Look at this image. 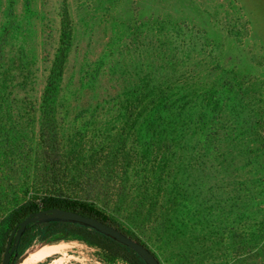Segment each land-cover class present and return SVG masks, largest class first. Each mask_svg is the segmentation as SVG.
<instances>
[{"label":"rangeland","instance_id":"rangeland-1","mask_svg":"<svg viewBox=\"0 0 264 264\" xmlns=\"http://www.w3.org/2000/svg\"><path fill=\"white\" fill-rule=\"evenodd\" d=\"M56 60L61 75L44 147L40 104ZM208 90L220 97L212 124L241 110L243 130L264 151V0H0V264L13 213L44 197L112 215L161 264H264V204L249 200L257 174L243 154H209L230 161L214 168L226 179L212 187L198 171L180 174L201 148L218 146L193 127ZM158 162L162 168L149 167ZM152 172L167 173L172 194L181 178L183 210L211 205L216 214L229 210L231 222L202 217L174 234L166 230L178 225L142 219L158 206L139 198ZM54 244L65 245L62 264H103L98 248L73 235L34 239L14 264Z\"/></svg>","mask_w":264,"mask_h":264},{"label":"trees","instance_id":"trees-1","mask_svg":"<svg viewBox=\"0 0 264 264\" xmlns=\"http://www.w3.org/2000/svg\"><path fill=\"white\" fill-rule=\"evenodd\" d=\"M60 62L56 60L54 62L52 69L48 75L46 87L42 94L41 104H40V112L42 117L41 123V137L44 147L51 146V142L49 140V124L52 121L54 114V105L55 99L58 90V82L60 78ZM207 90V89H206ZM219 101L220 97L216 95L215 92L209 91L204 93L199 97L200 107H204L203 112H199L195 116V121H193V127L196 130L197 135L202 136L203 140H217L219 141L218 146H213L209 148L208 146L200 149V160L197 164L191 165H182V169L180 174H184L187 172H197L199 175V180L202 183H210V187H212L213 182H219L220 180H225L226 176H221V179L215 176L217 170L214 171V168L219 167L220 169H227L230 165V161L226 158L222 160H208L206 159L209 154H223L224 152H228L229 150H234L237 153H242L243 158H245L244 165H250V170L253 173H256L257 176L253 179L255 183V187L250 190L249 200H255V204L257 206L264 204V164H263V155L264 151L261 149L262 144L255 146L256 138L250 134L243 127L247 126L246 119L242 118V111H239V115L237 118L225 119L224 124L221 127H217L212 124L213 117L210 116V113L216 112L219 109ZM191 104L196 105L197 101H190ZM199 105V103H198ZM192 114V113H191ZM237 123L239 127H234L233 123ZM248 127V126H247ZM192 134V133H191ZM247 137V138H246ZM200 138V137H198ZM248 139V140H247ZM254 145V146H253ZM147 165V164H146ZM198 166V167H197ZM151 169L162 168L160 162L156 164H150ZM177 171V169H176ZM168 182V175L161 173H150L146 176L141 184L143 186L142 191L140 193L139 198L141 201H150L153 205L158 204L157 207L150 206L145 209L142 219L146 221L155 222L162 225H178L176 228L168 229L166 231H172L174 234L184 232V229L181 228L185 223H202L199 222L204 217L209 224L216 223H229L231 221L227 220V217L231 214L229 210L221 209L216 214L215 208L210 205L208 208H190L184 209L183 206L179 203L183 195L181 191L177 187L182 183L181 178L179 176L175 177L174 184L175 189L173 194L169 193L165 190V186ZM154 186L156 191H152ZM222 197V194H220ZM229 191H224L223 199L224 202L230 201ZM244 197V195H243ZM242 200V197H241ZM257 200V201H256ZM163 203L165 205H163ZM168 203V204H167ZM172 203V204H171ZM246 202L244 201V205ZM230 204V203H229ZM182 206V207H181ZM50 207H57L61 209L71 210L78 212L80 214L91 216L101 220L102 222L112 225L113 227L120 230L125 235L137 240L142 243L145 247L149 248L145 243H143L139 238L133 235L131 232L124 230L120 223L110 214L105 213L103 210L97 208L96 206L85 203L76 199L69 198H51L44 197L40 200L38 205H32L30 208H24L17 210L13 213V220L11 224V230L16 226V224L21 221L29 212L38 211ZM230 209V205H229ZM259 210V209H258ZM142 213V212H141ZM192 218H188L190 216ZM221 217V218H218ZM184 218H188L184 220ZM218 218V219H217ZM9 232V233H10ZM58 235H61L59 237ZM69 235L77 236L86 242L90 246H94L100 250L99 258L103 264H146L138 254H136L131 248L95 231L92 228L82 226L75 223L70 222H61V221H48V222H32L26 226L25 231L22 233L17 247L14 250L13 255L10 258V264H14L18 257L23 253L24 249L34 240H57L60 238H66ZM7 241V240H6ZM149 250L154 254V256L158 259L157 255L149 248ZM161 264L160 260L158 259Z\"/></svg>","mask_w":264,"mask_h":264},{"label":"water","instance_id":"water-1","mask_svg":"<svg viewBox=\"0 0 264 264\" xmlns=\"http://www.w3.org/2000/svg\"><path fill=\"white\" fill-rule=\"evenodd\" d=\"M61 221L70 222L86 226L95 231L131 248L146 264H160L154 254L142 243L125 235L112 225L106 224L101 220L80 214L75 211L50 207L38 211L29 212L9 233L4 248L1 264H10V258L17 247L18 241L25 231L26 226L32 222Z\"/></svg>","mask_w":264,"mask_h":264},{"label":"bare ground","instance_id":"bare-ground-1","mask_svg":"<svg viewBox=\"0 0 264 264\" xmlns=\"http://www.w3.org/2000/svg\"><path fill=\"white\" fill-rule=\"evenodd\" d=\"M61 253L59 258L54 260V264H62L63 259L65 256V245L64 244H54L51 246H47L36 251H31L23 257L19 264H36L45 260L46 257L54 254V253Z\"/></svg>","mask_w":264,"mask_h":264},{"label":"flooded vegetation","instance_id":"flooded-vegetation-1","mask_svg":"<svg viewBox=\"0 0 264 264\" xmlns=\"http://www.w3.org/2000/svg\"><path fill=\"white\" fill-rule=\"evenodd\" d=\"M45 264H49V263H45Z\"/></svg>","mask_w":264,"mask_h":264}]
</instances>
